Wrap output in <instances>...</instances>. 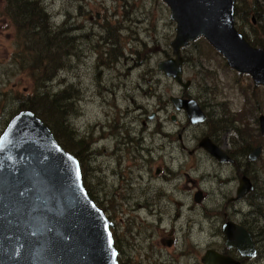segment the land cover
Listing matches in <instances>:
<instances>
[{
    "label": "rangeland",
    "instance_id": "1",
    "mask_svg": "<svg viewBox=\"0 0 264 264\" xmlns=\"http://www.w3.org/2000/svg\"><path fill=\"white\" fill-rule=\"evenodd\" d=\"M38 1L45 7L54 28L63 33L62 37L64 34L69 36L72 42L67 55L64 56L61 49L57 51L64 60V67L44 90L57 95L64 92L66 95L64 119L74 139L82 143L80 149L69 152L77 154L83 161V182L96 205L103 210L101 202H104V193H109L111 203L122 196L133 206L129 211H119L118 218H128V213L147 217L146 210L137 208L134 213L132 210L138 201L141 204L146 200L153 169L148 171L145 168L143 173H139L140 177L137 171L134 172L131 189L126 187L119 192L118 179L111 176L117 162L110 150L117 141L120 148L126 149L130 146L122 139H137L144 148L154 146L157 157L162 154L159 147L166 142L157 134L160 131L174 132L180 130L178 126L187 124L186 118L175 112L169 100V97L183 93L207 107L209 116L216 114L214 119L225 113L243 117L242 121L234 123L240 128L237 134L226 127L223 134L224 131L215 125L211 128L210 123V126L188 125L185 142L189 149L195 146L192 139L214 135L213 127L221 142L232 140L241 145V136H249L251 140L247 146H261L259 159L247 166L255 191L249 202L237 205L236 209L241 213H250L251 221L259 224V229L263 227L264 132L259 129L258 118L264 117V87H255L250 77L230 69L223 57L204 39L196 40L181 51L183 78L191 82L187 91L184 92L173 80L157 71V64L171 57L170 42L175 36V23L170 19L168 7L160 0ZM6 2L0 0V135L17 111L18 100L37 90L31 76L21 68V64H27L24 55L26 46L18 42L15 22L6 15ZM237 26L243 27L241 31L244 33H249L247 25L242 26L239 22ZM39 91L43 89L39 88ZM172 116L177 122L171 120ZM172 137L176 139V134ZM102 149H106L107 153L104 154ZM165 151L167 166L173 174L178 172L174 183L170 181L165 189L171 193L172 201L188 204L178 211L188 219L195 217L189 205L193 202L194 188L200 187L206 200L205 215L215 213L225 188H219L213 179V174L219 171L214 161L202 153L190 159L177 149L169 158L167 146ZM146 161L148 153L144 152L136 163L140 166ZM241 162L246 165L245 159ZM122 167H126L124 159ZM223 171L224 175L231 172L229 167L223 168ZM159 182L160 178L151 185L159 186ZM105 183L107 188L103 187ZM174 211L175 207H171L170 212ZM196 221L198 230L197 216ZM203 228L206 246L213 232L206 220ZM216 241L220 242V239ZM246 264H264V245L258 243V254Z\"/></svg>",
    "mask_w": 264,
    "mask_h": 264
},
{
    "label": "water",
    "instance_id": "2",
    "mask_svg": "<svg viewBox=\"0 0 264 264\" xmlns=\"http://www.w3.org/2000/svg\"><path fill=\"white\" fill-rule=\"evenodd\" d=\"M160 1L169 9L175 36L171 57L160 61L157 71L186 91L191 82L183 79L181 49L203 38L230 69L250 77L255 87H264V50L250 45L236 29V0ZM170 102L186 114L189 124L206 120L195 99L170 97ZM259 127L263 133V116ZM200 147L219 162H233L208 138ZM260 156L258 147L248 161ZM252 191V183L243 177L236 200ZM112 226L86 191L78 159L32 111L13 116L0 135V264H118ZM223 235L227 248L255 257L253 242L242 228L227 223ZM203 262L238 264L212 251Z\"/></svg>",
    "mask_w": 264,
    "mask_h": 264
},
{
    "label": "flooded vegetation",
    "instance_id": "3",
    "mask_svg": "<svg viewBox=\"0 0 264 264\" xmlns=\"http://www.w3.org/2000/svg\"><path fill=\"white\" fill-rule=\"evenodd\" d=\"M175 97L183 99L191 98L183 93ZM203 106V104L200 105L201 110L206 115V120L196 125H190L186 114L183 111L175 110L173 107L179 116L183 115L186 118L187 124L178 126L180 130L174 132L169 130L163 132V134L160 131L161 134H157V137L161 135L159 138H163L166 142V144L163 143L160 145L159 149L162 154L158 157L156 156V148L154 146L144 148L137 139H122L130 146L126 149L120 148L119 141L113 144L110 154H112V158L116 160L117 168L112 171L111 176L118 179L117 190L119 192H122L126 187L131 189L133 185L132 175L134 172L136 173L137 171L138 177H140L139 173H143L145 168L148 171L152 169L154 171V173L149 176V187L146 192V200L141 204H139L138 201V205L132 210L133 213L136 212L137 208L146 210V218H140L139 214L131 215L129 213L128 218H118L117 214L119 211L123 209L129 211L133 205H130L122 196L120 199L116 198V201L111 203V200L108 198L109 193H104L105 204L101 202V208L113 223L111 231L114 239V246L117 251L118 264H204L203 260L208 251L228 257L238 264H246L251 258L242 257L236 249L227 248L225 246L223 228L227 223L242 228L249 235L253 242L256 255L258 254V239L263 238L262 234L258 233L259 224L251 221L250 217H252V215L250 213L248 215L236 209L237 205L249 202L251 195L255 191V185L247 169L249 164L245 165L241 160L245 159L246 163H251L248 161V156L258 147L243 151L240 146H236V141L224 140L221 142L218 134L215 135L216 133L214 132L212 136H202L192 139L191 141L195 146L189 149L185 142V133L188 125L210 126L209 120H211V116H209L207 107ZM152 117L154 118L155 114H153ZM175 119L174 116L171 117L173 122H177ZM172 134H176V139L172 137ZM204 138H208L214 146L225 153L233 162H219L211 157L204 148L200 147V143ZM166 146L169 158H172L171 154L176 149L180 153H186L190 159L202 153L204 156L213 160L218 166L219 171L213 174V179L217 181L219 188H225V194H221V199L216 204L215 213L205 215L204 204L206 200L203 193L204 190L200 187L194 188L193 202L189 205L195 217L188 219L178 211L180 207L188 204L187 202L172 201L171 193L165 189L168 184H170V181L174 183V179L178 177V172L173 174L171 168L166 164ZM102 152L105 154L107 150L102 149ZM144 152L148 153V161H146L145 165L138 166L136 161L141 159L142 153ZM123 159L126 162L125 169L122 167ZM226 167H229L231 171L228 175H224L223 168ZM185 177L188 178V175L185 174ZM243 177H247L250 180L253 191L243 198L236 200V191ZM158 178H160L159 186H152L151 182L158 180ZM189 182L194 183L192 180H189ZM103 187L107 188L108 185L105 183ZM184 189H187V187H184ZM232 192L234 193L231 194ZM196 194H199L200 197L198 202L195 201ZM117 196H119V194H117ZM171 207H175L176 211L170 212ZM112 210H116V212H111ZM196 216L199 219L198 230L196 226ZM204 220L208 221L213 232V235L210 236V243L206 246L204 245ZM218 239H220V242L216 241Z\"/></svg>",
    "mask_w": 264,
    "mask_h": 264
},
{
    "label": "trees",
    "instance_id": "4",
    "mask_svg": "<svg viewBox=\"0 0 264 264\" xmlns=\"http://www.w3.org/2000/svg\"><path fill=\"white\" fill-rule=\"evenodd\" d=\"M6 3L8 8L6 15L15 22L18 42H22V45L24 43L26 46L24 55L27 64L26 66L21 64V68L27 71L33 79L34 86L37 88V90L29 94L26 98L18 100V109L10 118L21 110L32 111L50 128L63 149L68 152L72 151V149H80L82 145L81 141L74 139L64 119L66 117L65 93L62 92L60 95H57L44 90L46 84L64 67V60H62L60 53L58 55L57 51L61 49L64 56L67 55L68 49L72 48L70 37L65 34L62 37L63 33L61 31L58 32L54 28L45 7L40 1L7 0ZM234 17L235 24L240 22L242 26L247 25L249 29L248 34L241 31L243 27L237 26V30L245 39L252 46L264 50V0H236ZM252 18H254V24ZM39 88H42L43 91H39ZM249 114L251 115L252 113ZM214 115L216 114L210 115L211 120H209V123L211 126L215 125L220 128L224 131L222 132L223 134L226 133L224 127L228 128L229 131L233 130L235 134L239 132L240 128L235 126L234 123L242 121L243 117L237 114L225 113L224 115H220L218 119H214ZM212 130L215 132L214 127ZM241 139L243 140L240 141L241 145L237 144L236 146H240L243 151L249 148L254 149L251 147L252 145L250 147L247 146L251 137L241 136ZM73 155L77 157L80 167L83 169V161L77 154ZM85 188L87 190L86 186ZM259 232L263 237L258 239L259 244L263 246L264 225L259 229Z\"/></svg>",
    "mask_w": 264,
    "mask_h": 264
},
{
    "label": "bare ground",
    "instance_id": "5",
    "mask_svg": "<svg viewBox=\"0 0 264 264\" xmlns=\"http://www.w3.org/2000/svg\"><path fill=\"white\" fill-rule=\"evenodd\" d=\"M21 14V13H20ZM20 14H19V16H20ZM21 17V16H20ZM24 20V19H23ZM25 21V20H24ZM24 25V24H23ZM64 99V98H63ZM66 100V99H65ZM70 101V100H69ZM252 106V105H251ZM254 108V107H253ZM249 111V110H248ZM252 111V110H251ZM224 113V112H223ZM64 114V113H63ZM65 118V117H64ZM129 122V121H128ZM121 123V122H120ZM196 124H200V123H196ZM196 124H190V125H196ZM123 126V125H122ZM128 127V126H127ZM130 127V126H129ZM130 130V129H129ZM145 138V137H144ZM252 168V167H251ZM256 170H254V172H255ZM260 190V189H259ZM258 191V190H257ZM259 196V195H258ZM253 198V197H252ZM254 199V198H253ZM256 199V198H255ZM262 200V199H261ZM256 202V201H255ZM255 206H256V204H255ZM257 210V209H256ZM259 210V209H258ZM256 212V211H255ZM259 213V212H258ZM261 214V213H260ZM258 215V214H257ZM256 215V216H257ZM259 216V215H258ZM197 245V244H196Z\"/></svg>",
    "mask_w": 264,
    "mask_h": 264
}]
</instances>
